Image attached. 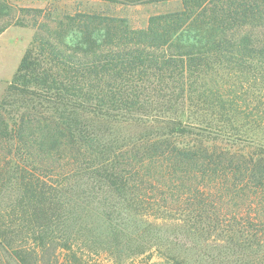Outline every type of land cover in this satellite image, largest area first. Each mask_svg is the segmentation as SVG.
Wrapping results in <instances>:
<instances>
[{"label": "trees", "instance_id": "trees-1", "mask_svg": "<svg viewBox=\"0 0 264 264\" xmlns=\"http://www.w3.org/2000/svg\"><path fill=\"white\" fill-rule=\"evenodd\" d=\"M99 1L182 6L141 30L27 11L0 103V264H264V0Z\"/></svg>", "mask_w": 264, "mask_h": 264}, {"label": "rangeland", "instance_id": "rangeland-1", "mask_svg": "<svg viewBox=\"0 0 264 264\" xmlns=\"http://www.w3.org/2000/svg\"><path fill=\"white\" fill-rule=\"evenodd\" d=\"M48 4L68 13L79 9L123 18L132 28L138 30L145 29L152 17L177 11L182 6L180 2L126 6L99 0H72L63 3L55 0H0V28L6 26L0 34V103L37 31L35 25H38V17L36 13L27 11L44 9ZM153 262L166 264L158 259ZM10 264L15 263L11 261Z\"/></svg>", "mask_w": 264, "mask_h": 264}]
</instances>
